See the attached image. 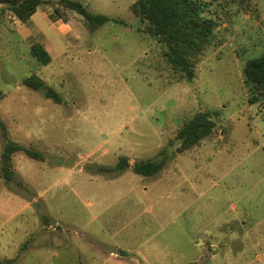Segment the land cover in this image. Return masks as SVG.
Instances as JSON below:
<instances>
[{
	"label": "rangeland",
	"instance_id": "1",
	"mask_svg": "<svg viewBox=\"0 0 264 264\" xmlns=\"http://www.w3.org/2000/svg\"><path fill=\"white\" fill-rule=\"evenodd\" d=\"M74 1L121 22L91 32L68 14L46 66L31 44L56 38V20L40 7L25 24L0 6V264H264V107L243 77L264 51V0H202L220 17L217 47L190 82L131 14L136 0ZM33 74L60 103L23 84ZM200 112L214 131L179 152L177 132ZM7 140L42 154L15 153L9 182ZM160 152L153 176L99 170Z\"/></svg>",
	"mask_w": 264,
	"mask_h": 264
},
{
	"label": "trees",
	"instance_id": "2",
	"mask_svg": "<svg viewBox=\"0 0 264 264\" xmlns=\"http://www.w3.org/2000/svg\"><path fill=\"white\" fill-rule=\"evenodd\" d=\"M0 6L10 11L21 23H27L38 8H44L51 19H61L69 22L68 14L75 13L84 18L91 32L109 22L120 23L101 14H92L78 1L74 0H0ZM48 6L52 11H48ZM130 12L140 21H144L143 32L161 47L174 76L182 81L190 82L194 78V69L208 47H217V29L220 17L209 11L202 0H136L130 6ZM31 55L41 66L51 62L48 51L38 42L31 45ZM244 82L249 88L250 104L261 101L264 107V51L258 56L249 58L243 65ZM23 84L33 90L43 93L45 98L60 103L58 93L48 87L44 80L33 74L23 80ZM6 94L0 91V98ZM0 125L4 131L3 124ZM215 123L210 112H200L189 120L176 134L180 140L179 152H184L195 146L212 134ZM24 152L29 158L42 160V154L36 150L24 147L12 140H7L2 157V174L9 182L13 180L11 171L12 156ZM160 152L154 160H141L129 164L126 157H120L112 167H100L102 172L122 173L131 169L140 176H153L165 165L160 159Z\"/></svg>",
	"mask_w": 264,
	"mask_h": 264
},
{
	"label": "crops",
	"instance_id": "3",
	"mask_svg": "<svg viewBox=\"0 0 264 264\" xmlns=\"http://www.w3.org/2000/svg\"><path fill=\"white\" fill-rule=\"evenodd\" d=\"M38 11H36L37 13ZM34 13L30 19L28 20V22H30V24H32V18L33 16L36 14ZM45 17L50 21V19L48 18V15L46 13H44ZM59 20H56L54 23L50 21V25L52 26V28L54 29L55 31V34H56V38H53L51 37L49 34L47 33H40L39 35H41V40L43 41V44L40 43L47 51L48 53L50 54V56L52 57V52L55 51V47H54V43H56L55 41H61L62 39L61 38H64L65 36H68L71 32V27L69 25V22L68 23H64L62 22L61 24L59 23ZM26 24V23H25ZM39 43V42H38ZM32 45V44H31ZM52 59V58H51ZM74 166H71V168L67 169V170H63L61 169V171H63L64 173V177L66 179H72L74 176H75V173H74ZM135 174V173H134ZM24 177V175H22ZM27 180H29V177L26 178ZM58 179L57 182L59 184L62 183V180ZM39 197V196H38ZM50 226H51V223H50Z\"/></svg>",
	"mask_w": 264,
	"mask_h": 264
},
{
	"label": "water",
	"instance_id": "4",
	"mask_svg": "<svg viewBox=\"0 0 264 264\" xmlns=\"http://www.w3.org/2000/svg\"><path fill=\"white\" fill-rule=\"evenodd\" d=\"M142 22H144V21H142Z\"/></svg>",
	"mask_w": 264,
	"mask_h": 264
}]
</instances>
